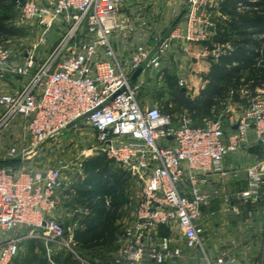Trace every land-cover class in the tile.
<instances>
[{"label":"built area","instance_id":"2783aa9c","mask_svg":"<svg viewBox=\"0 0 264 264\" xmlns=\"http://www.w3.org/2000/svg\"><path fill=\"white\" fill-rule=\"evenodd\" d=\"M224 2L16 0L15 23L36 30L38 41L18 57L0 46V81H20L13 91L0 90V264H15L31 240L44 245L50 264H59L54 258L62 251L81 264H100L75 252L82 224L64 220L59 209L67 172L82 169V157L95 153L140 186L111 264H180L186 249L203 251L204 264H239L246 258L230 249L219 255L206 250V210L220 195V189L207 186L214 175L237 178L245 170L240 205L227 199L224 211L246 214L251 222L260 213L264 156L253 149L264 151V89L235 122L207 118L199 126L187 114L174 118L138 100L144 87L166 74L190 93L191 63L217 61L232 50L231 43L215 39L216 18H228L221 12ZM55 26L59 35L53 38ZM80 124L93 130L98 144L74 163L44 164L47 144L58 146L65 131ZM244 152L253 161L226 164L230 155ZM163 230L169 233L162 235Z\"/></svg>","mask_w":264,"mask_h":264},{"label":"trees","instance_id":"16d2710c","mask_svg":"<svg viewBox=\"0 0 264 264\" xmlns=\"http://www.w3.org/2000/svg\"><path fill=\"white\" fill-rule=\"evenodd\" d=\"M15 3L16 0H0V46H7L8 41L25 33L14 22ZM221 12L228 18H216L218 31L223 42L231 43L232 50L217 61H212L206 76L207 84L196 96L181 90L176 78L166 74L163 82L170 96L164 100V94L160 93L159 107L163 113L174 118L187 113L193 120H205L224 112L230 104H238L245 109L259 95L258 89H264V0H225ZM148 85L140 93L146 92ZM253 151L264 156L261 147ZM111 162L102 156L89 157L84 162V170L92 171L97 182L112 188V198L107 206L98 208L81 221L82 227L76 236L83 249L98 252L89 259L98 260L100 264H111L118 248L117 239L124 213L123 199L128 183L134 179L124 169L112 172ZM168 233L163 230L162 235ZM35 243L41 242H27L32 248ZM58 253L65 254L62 262L56 261L59 264H81L71 252ZM42 264H50L45 256Z\"/></svg>","mask_w":264,"mask_h":264},{"label":"rangeland","instance_id":"374dc122","mask_svg":"<svg viewBox=\"0 0 264 264\" xmlns=\"http://www.w3.org/2000/svg\"><path fill=\"white\" fill-rule=\"evenodd\" d=\"M22 28L25 31L23 36L7 42V47L10 49L14 57H18L23 54L38 41V34L36 30L32 27ZM57 28L58 26H55L53 32L51 33L53 38L59 35ZM168 92V87L163 81L152 80L150 85H148L146 92L139 94L138 100L143 107H153L156 105L160 106V93L164 94V100H166L170 96ZM241 112L242 107L238 104H230L229 108L224 112L218 115H212L209 118L223 117L226 122H229L230 118L233 116V119H231L232 121L230 122H234L240 117ZM204 121L205 120L203 119H194L193 123L199 126L202 125ZM70 142L73 144L69 145ZM97 144L98 142L93 134V130L85 127L83 124H80L77 129L71 128L66 130L64 135L59 138L58 146L54 145V143L47 144L49 149L46 152L44 164L60 166L68 161H72L74 163L82 151ZM97 156H102L105 157L106 160H109L106 156L96 153L87 157L83 156L82 158H84L85 162L87 158ZM111 163L112 172H119L123 170L115 162L112 161ZM91 172L92 171L84 170V167L82 169H77L76 166L71 171L67 172L66 176L68 177V180L66 188L62 191L59 198V209L64 213V218L71 216L72 220L79 218L81 222L85 219V217L92 215L95 210L107 206L110 202L112 198V188L106 187L104 183L97 182L96 179H94V174L92 175ZM139 194L140 186L137 184L135 179H132L127 185L126 194L123 199L124 213L122 223H126L131 220L137 206ZM75 213H77V215H75ZM204 245L206 250L211 252L210 244L206 241V239H204ZM34 246L35 248L30 250L31 248H29V245H25L23 253H21V255L15 260V264H42V261H44V250L42 247H39V243H35ZM74 248L75 252L82 257L89 258L98 254L96 251L93 252L83 249L78 242H76ZM254 254L255 255H253L254 257H252L250 264H259L262 259L261 255H264V247L263 249L261 248L258 253ZM72 255L76 257L75 254L72 253ZM64 256V253H57L55 255V260L62 262ZM203 258V251L186 249L184 259L180 260V264H203Z\"/></svg>","mask_w":264,"mask_h":264},{"label":"crops","instance_id":"0c3cea01","mask_svg":"<svg viewBox=\"0 0 264 264\" xmlns=\"http://www.w3.org/2000/svg\"><path fill=\"white\" fill-rule=\"evenodd\" d=\"M116 47L118 52H120L121 47L118 43L116 44ZM192 48L197 49L198 46L193 44ZM211 65L212 61L210 60H198L191 63L190 68L192 71L188 74V81L191 86L189 94L196 96L206 86V76L209 73ZM19 82L20 81L16 77H11L5 82L0 81V90L13 91L15 85ZM230 121H232L231 118ZM251 161H253V156L244 152L241 156L235 154L230 155L226 159V164L229 165L231 163H236L244 166ZM246 186L247 174L245 170H242L237 178H223L220 175H214L212 176L211 182L207 186L208 190L220 189V195L219 197L213 199L211 206L206 210L205 219L209 222L205 235L206 241L210 244L211 253L214 255H219L228 249L234 250L239 257H242L243 254L247 255L246 258H243L239 264H250L252 257H254L253 255H255L254 253H258V251L264 247V236L261 229V211L264 209V201L260 205V213L255 216L252 222L247 218L246 214L237 215L233 212L227 213L224 211V204L227 199H230V203L234 206L240 205L237 200V193H239ZM64 216L65 215H63V217ZM65 219H67V221L72 220L71 216H67L64 220ZM76 219L79 218H75L73 220ZM39 247L43 248L45 253L44 256L46 257L44 245L39 243ZM29 248L32 250L35 246L33 248L29 246ZM21 253H23V250ZM261 256V262L264 264V255ZM261 262L259 264H261Z\"/></svg>","mask_w":264,"mask_h":264},{"label":"water","instance_id":"95a60500","mask_svg":"<svg viewBox=\"0 0 264 264\" xmlns=\"http://www.w3.org/2000/svg\"><path fill=\"white\" fill-rule=\"evenodd\" d=\"M184 11L179 15V17L177 18V20L175 21V23L174 24H176L181 18H182V16L184 15ZM216 40H221V36L220 35H217L216 36V38H215ZM141 71H142V69L140 68V69H138L134 74H133V76H132V79H131V82L132 83H135L136 81H137V78H138V76L140 75V73H141ZM117 94H115L114 95V97L116 96ZM72 125H69L68 127H71ZM237 126L238 125H236L235 126V128H237ZM263 191H264V187H263Z\"/></svg>","mask_w":264,"mask_h":264}]
</instances>
